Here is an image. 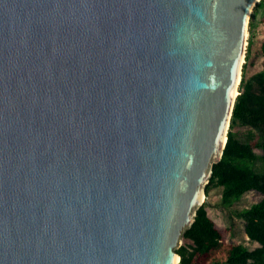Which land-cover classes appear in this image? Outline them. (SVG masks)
<instances>
[{
    "label": "water",
    "instance_id": "obj_1",
    "mask_svg": "<svg viewBox=\"0 0 264 264\" xmlns=\"http://www.w3.org/2000/svg\"><path fill=\"white\" fill-rule=\"evenodd\" d=\"M261 0H0V264H179Z\"/></svg>",
    "mask_w": 264,
    "mask_h": 264
},
{
    "label": "trees",
    "instance_id": "obj_2",
    "mask_svg": "<svg viewBox=\"0 0 264 264\" xmlns=\"http://www.w3.org/2000/svg\"><path fill=\"white\" fill-rule=\"evenodd\" d=\"M263 8L264 0H261L251 15L250 34L255 26V16ZM261 51L264 56V42ZM236 126L249 128L255 137L241 140L234 130ZM258 150H262V153H258ZM263 169L264 62L262 68L250 77H246L244 71L223 155L213 165L209 183L205 187L206 194L213 186L221 188L219 206L244 221L245 234L249 242L256 246L250 248L241 242H229L227 236L231 226L214 221L207 212L205 201L197 210L192 225L184 232L183 238L190 243H184L177 249L181 257L179 264H264ZM250 191L261 193L262 198L249 207L235 209L234 204Z\"/></svg>",
    "mask_w": 264,
    "mask_h": 264
},
{
    "label": "rangeland",
    "instance_id": "obj_3",
    "mask_svg": "<svg viewBox=\"0 0 264 264\" xmlns=\"http://www.w3.org/2000/svg\"><path fill=\"white\" fill-rule=\"evenodd\" d=\"M264 42V8L260 9L255 16V26L253 33L248 31L246 57L243 62V70L241 78L245 71V76L250 77L253 73L262 68L264 62V56L261 51V45ZM248 55V58H247ZM237 131L238 137L241 140H248L255 136L250 132L249 128L243 126H236L234 128ZM258 153H262V150H258ZM260 165V161H258ZM261 171V170H260ZM264 171V169L262 170ZM221 196V188L217 186L211 187L209 194L205 193L203 197L206 201V209L209 216L218 224L223 226H231V230L227 236L229 242L244 243L245 245L253 248L256 244L249 242L244 230V221L236 215L231 214L228 210L219 206ZM262 198V194L257 191H250L246 193L243 198L234 204L235 209H243L249 207L252 204L258 202ZM184 243H190L189 240L182 238L180 245Z\"/></svg>",
    "mask_w": 264,
    "mask_h": 264
},
{
    "label": "bare ground",
    "instance_id": "obj_4",
    "mask_svg": "<svg viewBox=\"0 0 264 264\" xmlns=\"http://www.w3.org/2000/svg\"><path fill=\"white\" fill-rule=\"evenodd\" d=\"M244 62V61H243ZM202 199H203V197H202Z\"/></svg>",
    "mask_w": 264,
    "mask_h": 264
}]
</instances>
